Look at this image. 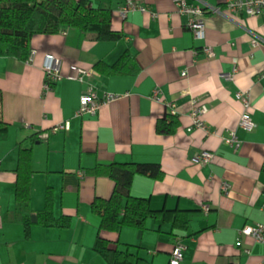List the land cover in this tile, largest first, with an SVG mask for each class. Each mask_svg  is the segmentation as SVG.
<instances>
[{"label": "crops", "instance_id": "obj_1", "mask_svg": "<svg viewBox=\"0 0 264 264\" xmlns=\"http://www.w3.org/2000/svg\"><path fill=\"white\" fill-rule=\"evenodd\" d=\"M87 1L110 11L118 41H93L89 34L67 30L34 36L31 62L0 57L5 126L0 130V264H111L95 250L98 236L137 257L138 264H169L178 241L185 246L181 264H264L262 244L239 235L245 226L264 225V16L230 12L227 0H185L221 9L219 15L207 14L205 39L197 41L174 0H132L156 13L155 19L140 12L122 19L127 0ZM204 46L214 57L206 56ZM126 52L135 73L105 75L95 68L98 62L113 66ZM48 55L61 61V79L45 91ZM235 66L233 80L224 79ZM74 68L92 75L71 80ZM90 85L99 97L120 98L96 116H77ZM238 92L250 93V116L257 125L252 133L238 127L243 112ZM195 100L207 109L209 135L188 131ZM173 113L176 132L158 134V121ZM62 124L68 130L41 138ZM232 130L241 143L238 150L224 140ZM23 150L30 151L32 168L26 209L16 196ZM206 151L214 158L200 165L195 160ZM128 162L161 167L160 180L136 176L130 191L159 217L140 229L99 232L100 219L91 207L97 199H109L115 184L94 170ZM48 191L54 217H69L68 227L38 223Z\"/></svg>", "mask_w": 264, "mask_h": 264}, {"label": "trees", "instance_id": "obj_2", "mask_svg": "<svg viewBox=\"0 0 264 264\" xmlns=\"http://www.w3.org/2000/svg\"><path fill=\"white\" fill-rule=\"evenodd\" d=\"M67 30L89 34L93 41H118L121 38V34L111 27L110 11L95 9L87 0H0V57L27 61L34 36L55 35L66 33ZM128 53L113 66L98 62L95 68L105 75L133 74L136 72V64ZM177 127V116L167 114L158 121L156 131L162 135H173ZM0 130H5L1 111ZM94 172L107 175L115 184L109 199H97L92 204V212L100 219L99 232H120L124 227L140 229L148 219L159 217V212L152 210L146 200L135 198L130 193L136 176H147L154 180L162 178L163 172L158 164L119 163L96 169ZM31 174L30 151L23 150L16 194L20 209L28 208ZM37 220L46 227L66 228L70 225L69 217H54L52 195L49 191L46 194L45 208L38 212ZM180 221H184L182 217ZM94 247L111 264H138L137 257L112 249L99 236Z\"/></svg>", "mask_w": 264, "mask_h": 264}, {"label": "built area", "instance_id": "obj_3", "mask_svg": "<svg viewBox=\"0 0 264 264\" xmlns=\"http://www.w3.org/2000/svg\"><path fill=\"white\" fill-rule=\"evenodd\" d=\"M176 11L181 16L187 18L186 28L191 31L193 37L197 41H204L205 39V28H206V16L208 13L211 14H221L220 8H209L206 9L199 5L188 4L185 0H174ZM226 9L233 13L244 12L249 16H264V0H227L225 3ZM131 12H140L142 14H147L151 18L155 19L158 15L146 6L139 5L132 0H127L125 5L120 10V16L122 19H125L127 15ZM253 45L257 46L258 41L255 39ZM203 52L208 58L214 57L213 49L204 46ZM33 60V53L31 52L27 62ZM45 72V91L52 90L54 84L61 79V61L51 55H48L45 59L44 66ZM237 73V67L233 68L232 73L223 74L222 77L226 80H233L234 75ZM92 72L83 70L80 68H74L69 79L83 82L85 77H90ZM185 73H183V76ZM260 77L264 79V71L260 74ZM120 98L117 94L107 93L102 97L97 95L96 89L94 86L90 85L87 90L82 94L80 98V106L76 112L77 116L90 115L96 116L101 108L105 105H108ZM236 99L241 102L243 106V112L239 120L238 127L245 131L246 133H252L256 130L257 125L252 121L250 116V109L252 107L251 96L249 92H238L236 93ZM207 113L206 107L195 100L193 102V109L190 114L191 117V126L188 131L200 130L205 134H211L210 128L204 121V116ZM173 115H175L173 113ZM68 130L67 124L57 125L51 128L49 132L41 134L42 139H47L50 134L57 133L59 131ZM225 142L232 146L235 150H238L241 146L240 141L237 138L235 130L228 131L227 137L224 139ZM214 158L213 153L211 152H202L197 158L196 162L200 165L209 164ZM229 186L224 184L223 190L228 193ZM203 211L206 213L209 211L208 206H202ZM264 209V208H263ZM240 236L250 237L256 242L262 244L264 247V225L257 224L254 226H245L239 231ZM185 246L181 241H178L174 247V250L170 257L169 264H181L184 259Z\"/></svg>", "mask_w": 264, "mask_h": 264}, {"label": "water", "instance_id": "obj_4", "mask_svg": "<svg viewBox=\"0 0 264 264\" xmlns=\"http://www.w3.org/2000/svg\"><path fill=\"white\" fill-rule=\"evenodd\" d=\"M33 219H35V217L33 216Z\"/></svg>", "mask_w": 264, "mask_h": 264}]
</instances>
